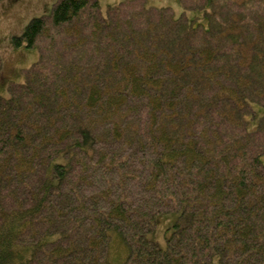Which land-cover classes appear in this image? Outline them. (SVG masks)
<instances>
[{
  "label": "trees",
  "instance_id": "trees-1",
  "mask_svg": "<svg viewBox=\"0 0 264 264\" xmlns=\"http://www.w3.org/2000/svg\"><path fill=\"white\" fill-rule=\"evenodd\" d=\"M178 2L57 0L13 37L0 264H264V0Z\"/></svg>",
  "mask_w": 264,
  "mask_h": 264
},
{
  "label": "rangeland",
  "instance_id": "rangeland-1",
  "mask_svg": "<svg viewBox=\"0 0 264 264\" xmlns=\"http://www.w3.org/2000/svg\"><path fill=\"white\" fill-rule=\"evenodd\" d=\"M57 0H0V95L7 96L8 83L22 81L23 69L31 66L38 58V49L15 48L13 37L23 33L26 25L33 17L48 15L52 5ZM123 0H98L103 16L110 6ZM151 6H168L176 16L182 14L178 0H146ZM264 164V154L261 157ZM178 213L158 215L153 230L148 237L160 248H165V235L173 227ZM120 242V241H119ZM121 243V242H120ZM113 255L121 261L125 257V250L118 242L111 248Z\"/></svg>",
  "mask_w": 264,
  "mask_h": 264
}]
</instances>
